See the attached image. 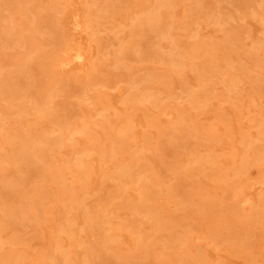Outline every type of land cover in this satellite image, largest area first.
<instances>
[{
    "label": "rangeland",
    "instance_id": "1",
    "mask_svg": "<svg viewBox=\"0 0 264 264\" xmlns=\"http://www.w3.org/2000/svg\"><path fill=\"white\" fill-rule=\"evenodd\" d=\"M0 264H264V0H0Z\"/></svg>",
    "mask_w": 264,
    "mask_h": 264
},
{
    "label": "bare ground",
    "instance_id": "2",
    "mask_svg": "<svg viewBox=\"0 0 264 264\" xmlns=\"http://www.w3.org/2000/svg\"><path fill=\"white\" fill-rule=\"evenodd\" d=\"M164 1V0H163ZM159 5V4H158ZM151 12V11H150ZM155 15V14H154ZM151 19H153V18H151ZM151 19L149 20V21H151ZM156 22V21H155ZM80 48V49H79ZM66 50V49H65ZM68 51V52H67ZM66 52H67V56L60 62V60H59V62L60 63H58V64H60V66H66V65H69V64H73L74 66H77V67H85L84 65H86L85 63V60H86V58H87V54H86V51H81V47H78V48H72V47H69V49L68 50H66ZM65 52V53H66ZM84 52H85V54H84ZM64 55H62V56H64ZM196 98V97H195ZM192 99V98H191ZM227 101V100H226ZM214 129V128H213ZM45 140V139H44ZM27 141V140H26ZM29 141V140H28ZM32 141V140H31ZM42 141V140H41ZM46 141V140H45ZM45 141H43V142H45ZM23 142V141H22ZM30 142V141H29ZM40 142V141H39ZM23 143H25V141L23 142ZM22 144V143H21ZM30 144H32L31 142H30ZM17 148V147H16ZM32 149V148H31ZM39 149V148H38ZM32 154V153H31ZM83 154V153H82ZM39 158V157H38ZM35 161V160H34ZM79 164V163H78ZM248 199V198H247ZM250 204V203H249Z\"/></svg>",
    "mask_w": 264,
    "mask_h": 264
}]
</instances>
